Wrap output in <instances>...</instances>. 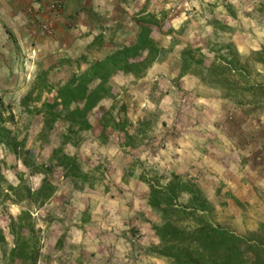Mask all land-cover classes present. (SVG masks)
<instances>
[{
	"label": "rangeland",
	"instance_id": "obj_1",
	"mask_svg": "<svg viewBox=\"0 0 264 264\" xmlns=\"http://www.w3.org/2000/svg\"><path fill=\"white\" fill-rule=\"evenodd\" d=\"M33 1L43 4L47 0ZM263 4L264 0H156L151 12L167 13L169 31L177 34L166 33L161 37L166 48L173 39L177 40V46L168 57L175 50L180 54L189 45L204 48L216 41L232 42L242 54H248L264 47ZM172 64L176 62L173 60ZM36 80L33 74L29 79L26 77L30 83L28 91H23L26 89L23 86L15 94H10L9 88L0 87V113L5 118L14 116L8 127L21 139H26L27 147L35 150L38 162L47 163L60 145L64 126L59 124L40 138L42 118L30 117L24 112L21 102ZM140 80L122 74L115 76L112 85L117 98L104 100L101 108L124 105L133 123L131 133L144 118L154 121L150 114L155 113L157 122L146 145L122 148V137L114 132L109 142L102 145L90 133L85 135L80 147L67 146L65 151L78 156L86 170L101 165L107 173V181L113 168H118L116 172L127 187L140 194L149 192L148 186L137 179L140 174L170 177V173L175 172L200 186L216 207L217 223L240 236L253 233L264 239V115L247 117L238 113L221 99L220 93L200 82L190 81L184 86L183 80L176 78L157 80L147 89ZM97 111L91 117L93 124L98 121ZM0 160L6 162L4 174L9 183L18 185L20 176L25 174L29 186L33 189L40 186L42 176H31L4 146H0ZM57 185L58 192L51 202L34 211L43 232L39 264H99L100 257L94 250L87 248L86 243L74 245V241L82 234L87 241L98 239L104 233L101 226L109 222L107 217L96 216L97 196L113 190L117 184L104 183L94 190L74 189L69 182L58 179ZM21 210L22 206L0 208V225L9 231V217H17ZM146 221L153 226L159 223V218L151 212ZM139 236L138 232L134 234V238L139 239ZM10 238L8 248L13 245V237ZM0 254L2 256L1 246ZM0 264H3L1 257Z\"/></svg>",
	"mask_w": 264,
	"mask_h": 264
},
{
	"label": "trees",
	"instance_id": "obj_2",
	"mask_svg": "<svg viewBox=\"0 0 264 264\" xmlns=\"http://www.w3.org/2000/svg\"><path fill=\"white\" fill-rule=\"evenodd\" d=\"M150 2L146 0L134 17L139 32L132 44L118 47L101 60L84 62L83 68L64 83H51L46 73L37 76L21 102L24 112L30 117L42 118L40 138L59 124L64 126L60 145L47 163L38 162L35 150L27 147L26 139L8 127L14 116L5 118L0 113V146L21 162L31 176H42L37 189L28 185L25 174L20 176L18 185H13L4 174L6 162L0 160V208L22 206L17 217H9L12 247L8 248L0 229L3 264L40 263L43 232L34 211L45 207L56 196L58 179L69 182L74 189L94 190L105 183L107 173L101 165L86 170L78 156L65 151L67 146L80 147L85 135L90 133L102 145L109 142L111 132L117 133L125 149H136L150 141L158 117L155 113L150 114L154 121L144 118L131 133L133 123L124 105L101 108L104 100L117 98L112 85L115 76L143 79L178 44L176 39L169 48L162 44V35L177 34L169 31L167 13L149 11ZM261 11L264 13V4ZM179 60L178 81L186 76L196 77L201 85L220 93L221 99L238 113L247 117L264 115V47L242 54L232 42H210L204 48L189 45L182 50ZM95 111L99 117L93 124L91 117ZM137 179L148 186V206L159 218V223L152 226L159 244L147 248L149 256L168 264H264V239L253 233L240 236L217 223L216 207L196 182L185 180L175 172L170 177H147L142 173Z\"/></svg>",
	"mask_w": 264,
	"mask_h": 264
},
{
	"label": "crops",
	"instance_id": "obj_3",
	"mask_svg": "<svg viewBox=\"0 0 264 264\" xmlns=\"http://www.w3.org/2000/svg\"><path fill=\"white\" fill-rule=\"evenodd\" d=\"M64 1V10L53 18L54 34L43 37L36 22L45 18L47 1L40 4L33 0H0V87L9 88L10 94H15L23 86L26 87L23 91H28V73L34 76L46 73L51 83H64L83 68L84 62L101 60L118 47L132 44L139 32L134 17L146 3V0ZM154 2L156 0H151L149 11H153ZM33 45L37 49V58L31 66L25 56ZM180 54L175 50L164 62L154 65L139 82L148 89L157 80L177 78ZM181 80L184 86H188L190 81L199 83L193 76ZM140 115L141 118L142 112ZM117 169L113 168L108 181H105L107 185L115 182L116 187L97 196L96 216L99 219L107 217L109 222L101 226L104 233L98 239L87 241L83 240L82 234L74 245L86 243L87 248L100 257L99 264H164L165 260L149 256L146 252L151 245L159 244L152 226L146 221L152 212L148 206V190L146 194H140L127 187L122 176H118ZM223 181L228 183L226 179ZM229 183L233 187L232 182ZM0 229L11 242L6 227L0 225ZM137 232L139 239L134 238Z\"/></svg>",
	"mask_w": 264,
	"mask_h": 264
},
{
	"label": "built area",
	"instance_id": "obj_4",
	"mask_svg": "<svg viewBox=\"0 0 264 264\" xmlns=\"http://www.w3.org/2000/svg\"><path fill=\"white\" fill-rule=\"evenodd\" d=\"M47 14L44 19L38 20L37 26L39 30V34L41 36H52L54 34V16L61 13L65 8V1L64 0H47ZM37 57V49L34 47V45L31 47L29 54L25 56L26 62L30 63V65H34L36 62ZM27 79L31 77V73H28L26 76Z\"/></svg>",
	"mask_w": 264,
	"mask_h": 264
}]
</instances>
